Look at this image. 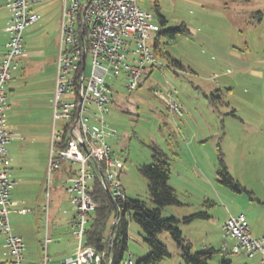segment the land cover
<instances>
[{
  "label": "rangeland",
  "instance_id": "1",
  "mask_svg": "<svg viewBox=\"0 0 264 264\" xmlns=\"http://www.w3.org/2000/svg\"><path fill=\"white\" fill-rule=\"evenodd\" d=\"M155 4L167 19L166 25L160 26L159 43L185 71L171 68L158 58L160 68H154L141 87L133 92L120 85L113 88L105 120L116 134L107 141L113 154L124 161L120 182L125 195L153 207L147 181L138 168L151 163L154 149L162 151L170 163L168 183L182 203L166 207L162 217L182 219L206 212L207 219L195 218L177 225L193 250L216 249L208 264H260L259 255L248 258L232 253L234 241L226 237L223 224L230 216L244 214L253 237L259 236L255 233L258 229H264V0L138 3L157 20ZM61 6L60 0L35 5L41 19L23 32L26 58L13 72L12 90L6 87L5 91L7 127L18 125L19 130L12 139L51 134ZM181 23L189 33L174 38L166 34ZM89 63L90 57L87 67ZM166 102L178 105L180 113H171ZM48 144L47 158L50 141ZM219 170L227 172L244 190L225 185ZM61 203L57 218L67 228L74 209L64 196ZM37 216L33 212L8 215L9 227L22 238L24 257L31 263L38 262V241L46 233L45 215ZM50 229L53 243L48 248L52 258L49 264H56L65 259L64 249L73 239L69 227L64 234L55 223ZM141 235L139 227L129 222L124 257L130 256L134 264L148 252ZM58 237L62 238L60 243L54 239ZM158 240L170 254L159 264H183L168 234H160ZM1 245L2 241L0 264H8L10 258ZM73 246L75 251V242Z\"/></svg>",
  "mask_w": 264,
  "mask_h": 264
},
{
  "label": "built area",
  "instance_id": "2",
  "mask_svg": "<svg viewBox=\"0 0 264 264\" xmlns=\"http://www.w3.org/2000/svg\"><path fill=\"white\" fill-rule=\"evenodd\" d=\"M1 1L10 15L7 27L10 38L0 60V239L4 254L10 258L8 264H49L47 247L51 239L45 236L40 261L30 263L24 259V242L9 227L14 181L8 174L7 145L14 134L7 130L5 118L8 109L5 88L24 55L23 32L40 20L34 6L47 0ZM140 1L61 0L53 127L44 185L48 198L54 175L65 172L62 184L74 208L71 236L77 242V249L74 257L58 264H104L106 252L85 245L92 221L90 214L98 207L89 193L90 182L95 177L103 187L108 186L114 202L125 199L120 182L125 164L108 144V138L116 131L108 126L105 116L113 101V88L120 85L133 92L154 68H160L152 48L160 26L150 12L138 5ZM155 94L160 96L158 92ZM166 103L171 113H180L174 102ZM223 230L234 241L232 253L248 258L259 255L260 264H264V235L252 236L244 214L230 216ZM121 264H133V261L129 256Z\"/></svg>",
  "mask_w": 264,
  "mask_h": 264
},
{
  "label": "trees",
  "instance_id": "3",
  "mask_svg": "<svg viewBox=\"0 0 264 264\" xmlns=\"http://www.w3.org/2000/svg\"><path fill=\"white\" fill-rule=\"evenodd\" d=\"M159 26H165L167 19L160 13L157 4L154 5ZM189 33L187 27L181 23L177 27L166 30L169 37L174 38L176 34ZM158 32L155 42L152 45L153 51L158 58L167 62V65L174 69L185 71L181 62L173 58L167 51L163 50L159 43ZM222 164V160H220ZM225 170V167L222 166ZM140 174L147 181V191L153 207L149 208L138 199H132L125 195L122 201L112 202L98 177H95L89 185V193L93 196L98 207L90 214V222L86 235L85 245L95 248L99 252H106L104 264H121L125 259L124 254L128 250V227L133 221L141 230L142 242L147 247V255L139 259L136 264H159L170 257L167 247L158 240L162 233L169 235L176 244L183 264H208L213 254L217 252L212 247H205L193 250L192 243L186 239L181 230L177 227L179 223H190L195 218H209L206 212H198L182 219L175 217L163 218L162 212L168 206H181L182 203L177 197L175 189L169 185L170 163L166 154L154 149L151 163L138 168ZM218 174L224 178V183L236 191L244 188L236 182L227 172ZM125 193V191H124ZM111 247H109V234L112 223L116 220ZM223 264H231L222 262ZM134 264V263H133Z\"/></svg>",
  "mask_w": 264,
  "mask_h": 264
},
{
  "label": "crops",
  "instance_id": "4",
  "mask_svg": "<svg viewBox=\"0 0 264 264\" xmlns=\"http://www.w3.org/2000/svg\"><path fill=\"white\" fill-rule=\"evenodd\" d=\"M156 1L157 0H155V2ZM61 16H62V6H61L60 19H61ZM9 18H10L9 12L7 8L4 6L3 2L1 1L0 3V60L3 56L5 46L10 38V34L7 31V27L9 25ZM6 36H8V38ZM25 58H26V55L24 54L21 59H25ZM7 87L10 91L12 90L10 82L7 85ZM5 91H6V88H5ZM6 104L8 107L6 111H8L9 105L7 103V95H6ZM6 128L10 133L14 134V137H17L16 132L19 131L18 125L10 124L9 127H7V123H6ZM31 136L32 137L25 136V137H22L21 139L14 138L7 145V157L9 161L8 174H9V177L14 181V186L10 194V203H11L10 211L12 213H17V214H26L29 212H33L35 213L36 219H38L37 215L39 213H43L45 215V220H46L45 236L51 239V242L48 244V247H47L48 249L49 245L53 243V238L50 236V232H51L50 225H52L53 223L57 224V228L59 230H62L63 234L65 230L69 227L70 234H71V219L73 216L70 219H68L67 228L65 225L64 226L63 224L61 225L63 221L59 217L57 218L60 212L59 210L62 205L61 199H63V196L66 197V199H68V202H69V195L65 191L63 184H62V179L65 176V172L60 171L54 175L53 184L51 185L48 198H47V194L45 193V185H44L45 184V172H46V167H47V162H48L47 149L49 145L48 142L50 141V138H51V134L45 133L44 135H42V138H38L37 136L32 135V134ZM71 207L73 208L72 205ZM18 208H21V209H18ZM22 210H25V211L22 212ZM63 213H65V211H63ZM247 222H248V219H247ZM250 231H251V228H250ZM255 233L259 235L258 237H261L264 234V229H262L261 231L258 229V231ZM251 234H252V231H251ZM43 239L42 240L38 239L39 240L38 245H37L38 257H39L38 262L40 261V254H41V248H42L41 245H42ZM54 239H57L56 240L57 243H60L62 241V238L60 237L54 238ZM0 241H2V239H0ZM74 242L76 244L75 251L72 249L74 247L73 246ZM62 248L64 249V246H62ZM65 248H66L64 249L65 253H63L64 258L68 259V258L74 257L76 253V249H77L76 240L74 239L70 240L68 242V245ZM51 262H52V258L50 259L49 263Z\"/></svg>",
  "mask_w": 264,
  "mask_h": 264
},
{
  "label": "water",
  "instance_id": "5",
  "mask_svg": "<svg viewBox=\"0 0 264 264\" xmlns=\"http://www.w3.org/2000/svg\"><path fill=\"white\" fill-rule=\"evenodd\" d=\"M82 34H83V31L81 32V36H82ZM84 60H85V56H83V61H84ZM84 149H85V148H84ZM99 173H100V175H101V177H102V173H101V172H99ZM104 189H105V191H106V193H107L109 199H110L112 202H114L113 199H112V196H111V194H110V192H109L108 186H107L106 184H104ZM117 220H118V215H117L116 220H115V221L112 223V225H111V230H110V234H109V247H111L112 237H113V232H114V227H115V225L117 224Z\"/></svg>",
  "mask_w": 264,
  "mask_h": 264
}]
</instances>
